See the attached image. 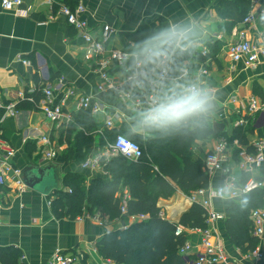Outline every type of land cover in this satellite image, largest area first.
<instances>
[{"label":"crops","instance_id":"obj_1","mask_svg":"<svg viewBox=\"0 0 264 264\" xmlns=\"http://www.w3.org/2000/svg\"><path fill=\"white\" fill-rule=\"evenodd\" d=\"M229 1L21 0L20 7L11 11L0 6V138L3 142L0 145V172L5 177V184L0 186V250L18 252V264H51L56 252L73 254L76 264H115L99 256L98 242L105 233L116 229L124 231L123 226L127 228L148 217L140 220L133 217L137 215L122 214V206L128 209L130 193L128 187H121V184L115 195L118 217L88 212L85 198L92 180L100 179L108 184L111 178L104 166L117 156H111L95 169H82L81 165L92 154L103 150L106 143L113 142L117 134L145 137L134 126L132 117L143 107L138 106L136 100L147 98L151 83L153 90L177 79L199 78L216 93V110L206 122L212 133L196 139L191 149L194 159L201 160L205 174L207 154L221 139V134L231 136L239 119L247 118L253 128L252 134L247 135L251 147L264 141V122L260 114L249 111L251 98L264 104V60L246 67L242 61H231L227 54L228 46L237 40L239 32H244L252 45L263 43L264 16L258 15L253 27L248 28L241 21L254 0H244V4L235 2L228 13L225 5ZM77 5L84 8L81 17L85 19L90 35L100 39L105 25L114 30L104 45L106 51L102 59H85L86 45L61 13L62 7L73 9ZM262 7L258 0L255 8L260 10ZM192 21L198 26V37L196 47L191 49L209 57L204 64L195 59L184 60L183 53H177L174 62L165 68L163 78L159 77V71L145 79L132 70L131 54L139 41L170 24ZM142 30L148 35L140 39L138 33ZM111 50L127 52L130 59L125 62L111 59ZM105 60L108 62L104 67L108 81L100 75V63ZM201 69L207 70V74L202 75ZM130 74L136 80L128 81ZM254 86L262 96L254 92ZM45 87L53 90L54 101L61 105L62 117L58 121L47 120L36 105L41 99V89ZM36 93H39L37 101ZM84 97L97 108L93 109V105L81 108L80 99ZM21 102H27L29 106L18 109ZM9 105H14L17 110L13 116L5 112V106ZM79 113H85L89 122ZM42 137L47 138L48 144L41 141ZM240 148L244 147L231 142L228 158L222 165L228 174L222 171L207 174L209 183L204 197L210 202V211L224 218L209 222L206 229L230 261L264 264V234L255 250L260 254L259 259L254 256V251L242 253L230 243L224 229L226 209L236 201H224L213 195L215 188L228 182L240 188L253 179L264 187V171L249 173L240 169V158L234 156ZM49 151L54 153L50 158L46 156ZM8 152L11 156L7 157ZM46 167L50 168L51 180L45 183L44 189L36 190L23 184L24 170ZM14 170L21 172V184L17 183ZM72 182L78 183L84 192L81 214L67 215L63 210L64 216L57 217L49 202L54 201L56 191L69 192L65 183ZM191 205L189 196L178 189L171 198L157 201L161 217L174 224ZM97 213L102 225L94 218ZM185 233L193 249L200 250L201 230L187 229Z\"/></svg>","mask_w":264,"mask_h":264},{"label":"trees","instance_id":"obj_2","mask_svg":"<svg viewBox=\"0 0 264 264\" xmlns=\"http://www.w3.org/2000/svg\"><path fill=\"white\" fill-rule=\"evenodd\" d=\"M231 5L244 0H230ZM235 20L237 19L234 18ZM148 35L142 30L138 33L141 38ZM134 39L135 37L130 36ZM135 40V39H134ZM182 57L195 59L199 64L208 60L207 55H202L194 49L183 52ZM38 84V80H36ZM259 89L254 86V92ZM259 96H262L260 93ZM41 96V95H40ZM39 99V93L35 94V100ZM27 102L17 105L18 109L28 107ZM82 117H89L85 113H79ZM77 115V119L80 120ZM246 126L235 127L231 136L221 134V138L231 144L233 141L246 149L248 153H254L255 149L248 144L247 135L252 134L253 128L248 119ZM84 127L86 126L85 123ZM212 131L206 124L202 127L191 128L177 134L161 135L152 133L140 138L134 135L122 134L136 142L142 156L135 161H127L122 156L113 157L104 166V171L110 175L111 181L104 184L100 179L92 180L86 193L88 212H98L103 217H118V201L115 198L117 189L128 187L130 201L128 202L129 215H146L145 221L131 224L124 231L111 230L105 233L97 244L100 257L115 264H183L179 255L180 247L188 240L185 233L187 229L205 230L206 214L198 204H192L183 212L178 223L174 224L160 215L157 201L171 198L176 190L184 195L200 189H207L209 179L202 170L200 159H194L191 147L196 139H203L211 135ZM239 150L235 151V158ZM71 192L56 191L54 201L51 203L54 214L63 217L65 214H81L84 203V192L78 183H65ZM250 202L246 208L239 206L238 202L230 205L225 212L224 229L226 235L235 247L242 253L253 252L259 245V239L252 234L250 213L255 209L264 210V187L249 193ZM181 228L183 232L176 236L175 232ZM18 252L7 249L0 250V264H18Z\"/></svg>","mask_w":264,"mask_h":264},{"label":"built area","instance_id":"obj_3","mask_svg":"<svg viewBox=\"0 0 264 264\" xmlns=\"http://www.w3.org/2000/svg\"><path fill=\"white\" fill-rule=\"evenodd\" d=\"M258 0H254L253 6L250 11L244 16L241 23L244 26L253 27L255 24L258 15L264 16V0H260L263 4V7L260 10L255 8V3ZM21 5V0H1L0 6L3 10L11 11L14 10ZM61 13L65 16L67 23L71 25L81 36L83 43L86 45V50L84 53V57L87 61L102 59L105 53L104 45L108 43L110 35L114 32V30L105 25L102 27V35L100 39H97L90 35V29L87 26L85 19L81 16L84 13V8L82 5H77L75 8L70 9L68 7H62ZM237 40L232 42L227 50L228 57L233 62L242 61L246 67H253L258 64L261 60H264V41L261 45H252L249 40H247L244 32L237 33ZM111 59L125 62L130 59L129 54L127 52H123L120 50H111ZM107 60L102 61L100 63L101 70V78L104 81H108V75L104 71V67L107 65ZM142 76L143 74L140 73ZM166 70L163 69L162 72H159L158 75L160 78L165 77ZM201 74L206 75L207 70L201 69ZM128 81L136 80L134 77L128 76ZM152 90V83L148 89L147 98L137 99L136 104L138 106L146 105L148 96L150 91ZM37 91V90H36ZM41 99L36 102L39 110L42 112L44 117L51 121L55 122L60 120L62 117L61 105L54 101V93L50 87H45L41 89ZM30 99V98H29ZM93 103L90 101L88 97H84L80 99L81 108H89ZM97 106L93 105V109H96ZM14 109V105L5 106V112L11 116L16 114ZM249 111L253 114L258 113L264 122V104H261L257 99L251 98L249 101ZM2 118H0L1 123ZM246 121L243 119H239L235 123V127L245 126ZM107 126H111V122H107ZM1 134V132H0ZM41 141L45 144L47 143V138L42 137ZM2 140L0 138V145H2ZM234 144H237V141H233ZM231 149V144L227 142L226 139L221 138L216 146L212 149V151L207 154L204 163V169L206 174H212L213 172L222 171L225 174H228V170L222 167L223 163L226 162L228 158V151ZM254 153H247L245 148H240L238 153V157L240 158L239 167L241 170L245 172L251 173L253 170H261L264 171V141H259L256 143ZM54 153L49 151L46 153L48 158L52 157ZM11 156V152H8L7 155ZM111 156H122L127 159L138 160L142 156V150L140 146L125 137L122 134L115 135L113 142L106 143V146L103 150L95 152L90 157H88L85 162L81 165L82 169H95L100 166L101 162H107ZM14 176L17 178V183L21 184V172L19 170H14ZM5 184V177L0 172V186ZM262 187V183L257 182L253 179H249L243 186L239 189H243L248 191L249 193L255 191ZM69 192H71L69 190ZM206 194L205 189H200L195 192H192L189 195V200L192 204L200 205L206 214V224L215 220H222L224 217L221 214L214 213L210 211V202L204 197ZM51 204V201L49 202ZM122 214L129 216L128 209L125 206L121 207ZM137 217L140 220H145L147 216L145 215H137L133 216ZM95 220L99 225H102L103 222L100 218V214H96L94 216ZM250 221L252 224V234L258 239L262 238L264 234V210L263 209H255L250 213ZM126 229V226L122 227V230ZM183 232L181 228H178L175 232V235L178 236ZM202 239H201V249L195 251L193 249V245L189 240L180 247L179 255L182 259L183 264H238L234 261H230L222 252L221 248L218 244H215L210 238L209 232L207 229L201 230ZM256 258H260V254L257 251L253 252ZM51 264H76V258L73 254H66L61 252H56L52 256ZM100 264H109L108 262H102Z\"/></svg>","mask_w":264,"mask_h":264},{"label":"clouds","instance_id":"obj_4","mask_svg":"<svg viewBox=\"0 0 264 264\" xmlns=\"http://www.w3.org/2000/svg\"><path fill=\"white\" fill-rule=\"evenodd\" d=\"M197 37L195 21L170 24L152 32L136 44L131 54L132 70L142 73L145 79L162 72L174 62L177 53L196 47ZM216 100L214 90L199 78L177 79L151 90L146 105L132 119L146 137L152 133L177 134L202 127L216 110ZM213 195L224 201H236L242 208L250 202L249 192L231 182L215 188Z\"/></svg>","mask_w":264,"mask_h":264},{"label":"water","instance_id":"obj_5","mask_svg":"<svg viewBox=\"0 0 264 264\" xmlns=\"http://www.w3.org/2000/svg\"><path fill=\"white\" fill-rule=\"evenodd\" d=\"M50 168H28L23 172V184L32 189H44L45 183L51 180Z\"/></svg>","mask_w":264,"mask_h":264},{"label":"rangeland","instance_id":"obj_6","mask_svg":"<svg viewBox=\"0 0 264 264\" xmlns=\"http://www.w3.org/2000/svg\"><path fill=\"white\" fill-rule=\"evenodd\" d=\"M109 79H110V76H109ZM195 142H196V141L193 142V145H194V146H195ZM193 145H192L191 149L193 148ZM191 149H190V150H191Z\"/></svg>","mask_w":264,"mask_h":264}]
</instances>
